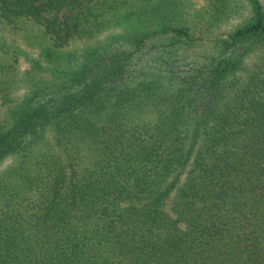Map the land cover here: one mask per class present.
Masks as SVG:
<instances>
[{
    "label": "trees",
    "instance_id": "obj_1",
    "mask_svg": "<svg viewBox=\"0 0 264 264\" xmlns=\"http://www.w3.org/2000/svg\"><path fill=\"white\" fill-rule=\"evenodd\" d=\"M245 1L194 64L170 1L79 53L118 4L0 0L50 68L0 122V264H264V53L244 67L264 4Z\"/></svg>",
    "mask_w": 264,
    "mask_h": 264
},
{
    "label": "rangeland",
    "instance_id": "obj_2",
    "mask_svg": "<svg viewBox=\"0 0 264 264\" xmlns=\"http://www.w3.org/2000/svg\"><path fill=\"white\" fill-rule=\"evenodd\" d=\"M159 1L174 3L170 12L171 25L189 34L190 46L186 49L185 63H204L213 53L214 40L251 16L250 5L245 0H107V3H116L118 9L103 12L102 22L95 29L98 31L89 39H77L79 53L85 44L139 29L144 22L139 20L135 11L141 7L150 8ZM260 1L264 4V0ZM35 29L34 26L12 25L0 31V122L8 116L9 109L30 91L31 78L35 82L40 77L50 76ZM261 48L247 55L244 67L248 68L255 57L264 53V48ZM9 161L6 158L0 163V171Z\"/></svg>",
    "mask_w": 264,
    "mask_h": 264
}]
</instances>
